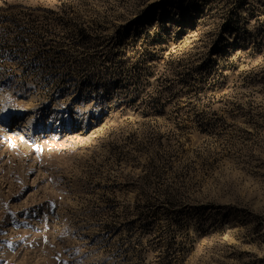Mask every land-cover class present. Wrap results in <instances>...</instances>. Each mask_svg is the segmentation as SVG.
I'll return each mask as SVG.
<instances>
[{"label": "rangeland", "instance_id": "1", "mask_svg": "<svg viewBox=\"0 0 264 264\" xmlns=\"http://www.w3.org/2000/svg\"><path fill=\"white\" fill-rule=\"evenodd\" d=\"M0 264H264V0H0Z\"/></svg>", "mask_w": 264, "mask_h": 264}, {"label": "bare ground", "instance_id": "2", "mask_svg": "<svg viewBox=\"0 0 264 264\" xmlns=\"http://www.w3.org/2000/svg\"><path fill=\"white\" fill-rule=\"evenodd\" d=\"M4 120L7 121V122H9V123H11V122H13L15 120V117L14 116L5 117Z\"/></svg>", "mask_w": 264, "mask_h": 264}]
</instances>
